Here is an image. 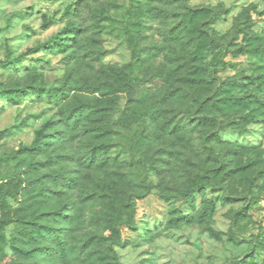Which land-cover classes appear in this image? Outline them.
<instances>
[{
    "label": "rangeland",
    "instance_id": "374dc122",
    "mask_svg": "<svg viewBox=\"0 0 264 264\" xmlns=\"http://www.w3.org/2000/svg\"><path fill=\"white\" fill-rule=\"evenodd\" d=\"M86 101L95 116L72 118ZM46 125L40 159H63L86 200L83 233L108 238L121 264H264V0H0V190H28L0 212V264H29L12 240L55 225L14 156ZM201 190L216 204L204 222ZM100 206L118 233L103 231Z\"/></svg>",
    "mask_w": 264,
    "mask_h": 264
},
{
    "label": "trees",
    "instance_id": "16d2710c",
    "mask_svg": "<svg viewBox=\"0 0 264 264\" xmlns=\"http://www.w3.org/2000/svg\"><path fill=\"white\" fill-rule=\"evenodd\" d=\"M56 46L57 49H62L63 44ZM199 51H202V47H199ZM29 90L46 92L42 89L16 86L13 93L19 97H24ZM89 91L92 94L103 93L101 88L96 87ZM57 93L62 99H67L69 95V91H65V89L58 90ZM199 107L201 108L203 105L201 104ZM94 109V104L91 101H86L75 105L71 111V116L74 119H81L87 114L92 117L95 116ZM197 114L190 112V117L193 118ZM198 120L203 122L201 118H198ZM48 131L49 126L46 125L43 130L37 132L36 138L30 146H21L14 153V156L28 160L27 173L31 177L32 183L43 187V190L49 193V212L46 208L43 216L52 219L55 225L39 223L34 227L21 231L19 236L11 242L12 250L18 258L29 264H121L108 238H98L95 235L86 237L83 233L84 225L87 221L85 218V206L80 204L85 203L86 200L84 201L81 198L80 201L78 200L80 197L77 196L75 197L76 201H74V197L71 194L76 190L79 182L76 178H70L65 173L62 166L63 159L57 160V168H52L50 164L43 163L40 159L46 154L49 147ZM214 134L216 133L206 129L201 137L203 149H210L209 145L213 141ZM104 150H106V147L103 144L92 148V154L89 157L91 167L98 163L99 157L105 153ZM41 171L46 174L38 176ZM202 171L207 178L209 168L204 165ZM49 185H54L62 190L52 191L49 189ZM27 192V188H23L17 194L0 190V212L10 208L11 199L23 201L27 197ZM196 192L197 189L195 187H189L184 191L183 195L186 201L193 202ZM201 193L204 212L200 216V221L204 222L213 218L216 204L208 200L203 190H201ZM67 201L69 204L65 205ZM97 201V198H92V202L95 203ZM62 204L64 205L62 206ZM100 211L104 217L101 222L103 231L110 230L118 233L114 223L115 219L106 214L104 206H100ZM184 219L191 221L192 216H186ZM7 225L8 222L0 220V236L2 235V229ZM79 238L85 239L83 245L79 244Z\"/></svg>",
    "mask_w": 264,
    "mask_h": 264
}]
</instances>
